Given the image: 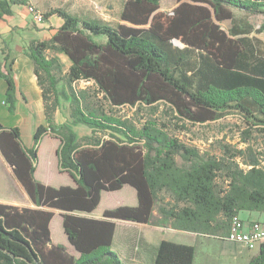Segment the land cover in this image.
Here are the masks:
<instances>
[{"label":"trees","instance_id":"16d2710c","mask_svg":"<svg viewBox=\"0 0 264 264\" xmlns=\"http://www.w3.org/2000/svg\"><path fill=\"white\" fill-rule=\"evenodd\" d=\"M161 1L125 0L116 27L66 8L41 12L43 22L55 16L61 24L47 39L32 38L24 53L34 64L48 123L37 126L31 147L18 126L0 127V150L36 207L0 203V264H124L113 249L115 219L150 224L156 206L174 228L205 232L230 227L241 210L264 211V148L223 144L220 155L202 152L172 134L167 122L137 124L114 114L115 107L163 102L173 118L203 124L235 110L249 126L245 141L254 130L264 132V43L233 11L264 14V0H177L172 12L161 10ZM28 2L0 0V22L19 5L33 17L38 10ZM225 20L232 21L228 31L220 24ZM58 53L71 61L67 70ZM0 78L14 114L9 55ZM81 80L92 85L78 88ZM60 99L70 103L71 119L57 124L52 114ZM79 125L90 132L80 136ZM49 133L60 140L59 170L75 185L53 186L36 176ZM125 185L136 189L137 204L106 208L102 218L77 213L93 212L104 191ZM49 208L62 211L77 255L53 242ZM195 252L163 239L154 264H193ZM248 264H264V243Z\"/></svg>","mask_w":264,"mask_h":264},{"label":"crops","instance_id":"0c3cea01","mask_svg":"<svg viewBox=\"0 0 264 264\" xmlns=\"http://www.w3.org/2000/svg\"><path fill=\"white\" fill-rule=\"evenodd\" d=\"M14 10V16L6 17L4 21L0 22V64L3 63L6 55H9L10 59L13 60V73L17 85V109L14 114H10L7 110L5 105L7 82L0 78V127L18 126L22 136L23 132L33 133L35 125L44 124L43 113L45 111L42 89L34 71V64L24 53V48L32 38L47 39L56 29H36L33 27L30 23L31 20L33 21V17L26 6H14ZM60 24L61 21L58 20V26ZM57 55L67 67L70 66L71 61L64 53H58ZM29 107L33 109L36 107L39 112L38 115L41 114V120L33 117L34 112L28 113L27 109ZM66 120L67 118L60 120L58 124ZM54 138L55 141L51 149L55 152V160L51 164L53 167L56 165V170L61 173L57 158L60 140ZM24 145L26 147L32 146L27 143H24ZM42 167L38 168L37 165L36 176L44 183L53 186L75 184L74 179L67 172L62 173L67 175L69 180L53 182V174H50L47 170V162H44ZM0 203L20 207H36L1 150ZM135 204L137 202L132 205ZM106 208L112 207H105L101 212H97V209H95L87 215L102 218L103 211ZM49 209L55 210L54 208ZM155 213L154 210V215ZM238 215L246 220L264 221V211L241 210ZM115 221L116 231L113 239V249L119 253L124 264H154L159 244L163 239L194 246L196 252L193 264H248L259 253L261 247V244L249 246L245 243L227 239L228 226H221L210 232L191 231L174 228L171 223L163 220L160 223L153 224L152 237L144 234V231L141 230L127 232V229H124L121 234L118 231V225L126 220L115 219ZM141 225L145 227L148 224L141 223ZM55 243L63 242L55 241Z\"/></svg>","mask_w":264,"mask_h":264},{"label":"rangeland","instance_id":"374dc122","mask_svg":"<svg viewBox=\"0 0 264 264\" xmlns=\"http://www.w3.org/2000/svg\"><path fill=\"white\" fill-rule=\"evenodd\" d=\"M29 4L33 5L39 12L46 13L54 8H66L72 13L79 16H89L92 18L100 19L113 26H117L122 23L120 19V12L124 5L125 0H28ZM177 0H162L160 9L165 12H172L177 6ZM235 13L236 22L238 24H249L254 28L253 35L258 36L264 43V30L261 29L264 24V14L262 13H249L244 10L233 8ZM34 21V20H33ZM31 20V24L36 29L46 28L53 29L58 26V18L53 16L47 22L36 23ZM222 28L226 31L229 30L232 25L231 20H225L220 23ZM262 30V31H259ZM102 40V39H100ZM64 69L68 67L64 63ZM78 88H90L92 82L81 80L76 83ZM61 87V83L59 84ZM28 113L34 112L33 117L41 120V114L38 115L36 107L33 109L29 107ZM60 112V113H59ZM44 124L48 123L47 115L44 111ZM114 114L122 118H129L135 123L139 124L141 121H145L149 118L157 119L159 122H167L172 134L179 137L187 144L195 145L201 149L202 152H210L211 154L220 155L222 153L221 146L223 144H230L231 146H237L238 148H246L252 145L255 148H264V132L253 131L252 139L245 141L244 131L249 126L244 122L240 113L235 110L225 112L222 117L214 121H207L203 124L193 123L188 120H178L173 118V114L169 107L163 102L156 103L154 106H147L142 108H132L130 106H121L114 108ZM71 119L70 116V103L64 99H60V105L56 112L52 114V119L58 124L60 120ZM31 122V120H30ZM38 125H35L33 133L23 132V143L33 145V134L36 131ZM80 136L90 132V129L79 125L76 127ZM55 138L49 135H45L43 138L40 149L38 152L37 163L38 168H43V163L47 162V170L50 174H53V182L67 181L69 177L56 170V165L53 167L51 162L55 160V152L51 149L54 144ZM52 169V170H51ZM54 183V184H55ZM75 185V184H74ZM169 197H166V201ZM138 201L137 192L131 185H125L122 189L115 191H104L100 205L97 208V212H101L105 207H115L121 204L136 203ZM54 218L51 223L52 239L53 242L59 241L66 244L68 250L71 253L76 254L74 247L69 243L67 235L63 227L62 211L55 209ZM155 215L152 218V223L143 227L141 223L135 221L120 222L118 225L119 233H123L124 229L127 232L144 231V234L153 237V224L160 223L164 219L159 213L158 206L155 207ZM78 214L87 215L88 212H77ZM88 216V215H87ZM147 232V233H146Z\"/></svg>","mask_w":264,"mask_h":264},{"label":"built area","instance_id":"2783aa9c","mask_svg":"<svg viewBox=\"0 0 264 264\" xmlns=\"http://www.w3.org/2000/svg\"><path fill=\"white\" fill-rule=\"evenodd\" d=\"M33 20L36 23L43 22L42 13L34 12ZM226 237L231 241L245 243L249 246L262 244L264 243V221L246 220L237 215L232 219Z\"/></svg>","mask_w":264,"mask_h":264}]
</instances>
